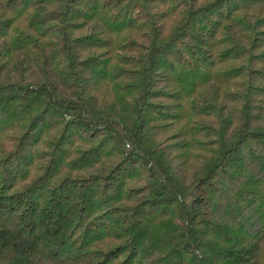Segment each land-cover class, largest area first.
<instances>
[{"label": "trees", "instance_id": "16d2710c", "mask_svg": "<svg viewBox=\"0 0 264 264\" xmlns=\"http://www.w3.org/2000/svg\"><path fill=\"white\" fill-rule=\"evenodd\" d=\"M1 5L0 135L19 133L0 141V264H184L187 254L192 264H256L264 254V0ZM166 13L175 15L167 30ZM104 29L136 31L116 64L85 53L107 42ZM106 78L109 101L92 92ZM223 84L240 101L234 115L221 114ZM200 86L209 89L192 99L191 115H218L219 125L202 121L213 145L185 179L173 145L159 139L171 115L163 98Z\"/></svg>", "mask_w": 264, "mask_h": 264}, {"label": "rangeland", "instance_id": "374dc122", "mask_svg": "<svg viewBox=\"0 0 264 264\" xmlns=\"http://www.w3.org/2000/svg\"><path fill=\"white\" fill-rule=\"evenodd\" d=\"M0 0V11L2 10ZM162 11H165V6H161ZM4 14H10L7 10H4ZM175 15L165 14L161 20L164 24L165 29H169L170 25L173 24ZM26 20V15L21 16L16 19L14 25L20 26ZM102 29V28H101ZM104 35L102 38L107 39V42L99 47H92L85 53L99 54L105 52L111 56V64H116L119 62L118 55L120 54V45L123 44V40L127 37L136 35L135 29H124L121 31L110 32L108 29H104ZM11 32L6 35L5 39L8 41L11 38ZM17 51L13 52L12 59H15ZM40 68V67H38ZM259 85H264V81H259ZM174 86V83H173ZM229 87L233 90V86L230 84L221 85V89L218 90L220 97L224 103L221 114L226 116L228 114L234 115L236 108L240 107V101L234 99L231 95H228ZM204 86H200L196 91L188 97L181 98H163V101L169 105L170 114L166 120L162 122V126L159 127V139L162 140L164 144H172L173 148L171 151L172 156H175V160L178 166L183 170L184 178L188 179L191 174L201 165L204 156L208 154V148L212 143L214 138V132L208 131L205 126L202 125V121L209 122L214 130H218L219 116L213 118L207 117H194L191 115V104L192 99L198 97L203 91H205ZM209 87L206 88L208 90ZM92 92L99 100L109 101L113 99V81L111 78H106L102 80ZM236 119H232L228 127L227 132L230 133L236 127ZM17 129H10L4 134L0 135V141H10L13 136L18 134ZM179 143V144H178ZM36 172L35 168L32 169V175ZM256 264H264V254H257L255 256ZM184 264H192L191 255L187 254L184 256Z\"/></svg>", "mask_w": 264, "mask_h": 264}]
</instances>
